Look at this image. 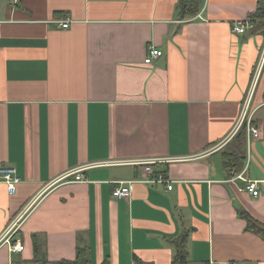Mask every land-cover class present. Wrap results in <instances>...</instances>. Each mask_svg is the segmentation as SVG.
Segmentation results:
<instances>
[{
  "label": "crops",
  "instance_id": "1",
  "mask_svg": "<svg viewBox=\"0 0 264 264\" xmlns=\"http://www.w3.org/2000/svg\"><path fill=\"white\" fill-rule=\"evenodd\" d=\"M179 1L0 0V165L20 178L14 195L0 183V238L36 200L23 252L0 246V264H31L33 235L46 264L77 246L90 264H171L184 231L189 264H264L238 216L264 225V35L231 30L258 0H201L192 20ZM244 109L261 132L244 164L257 197L224 165ZM150 161L171 190L142 182ZM78 168L84 183L60 179Z\"/></svg>",
  "mask_w": 264,
  "mask_h": 264
},
{
  "label": "built area",
  "instance_id": "2",
  "mask_svg": "<svg viewBox=\"0 0 264 264\" xmlns=\"http://www.w3.org/2000/svg\"><path fill=\"white\" fill-rule=\"evenodd\" d=\"M10 1L14 5H17L20 3V0H10ZM198 18H200V16H198ZM57 23H58V26L63 29H66L69 27L68 21H62V22H57ZM252 27L253 26L249 24L247 21L235 22L232 24L231 30H232V33L234 34H245L246 31L248 29H252ZM147 51H148V56L151 58H158L162 56V52L152 46L149 47ZM245 112L246 110L244 109V113L242 114V117H240V121L238 125L236 126V131L234 132V134H232L222 144L225 145L231 139H233L235 135L237 134V132L241 129V126L243 124H245L246 146H247L248 151L250 149L251 143L261 138L260 129L257 126L253 125L251 117L250 116L247 117ZM156 162L157 161L140 163L141 165L145 167L144 170L149 177L142 182L166 184L168 190H171L172 182L168 181L164 176H161V175L153 176L151 165L155 164ZM84 169L85 168H78V169L72 170L68 172L67 174H65L60 179H66V178L74 176L72 180H69V182L84 183L86 180L83 177V175H81V172L84 171ZM246 169L247 167H244L239 172H231V177L227 181V183L234 182L237 180L242 181L245 183V186L239 190L242 192L248 193L252 197H257L259 195L258 181L248 180L247 178H245ZM0 183L6 186L7 193L9 195H14L16 193V187L20 183V178L17 175L16 169L9 165H5V164L0 165ZM133 183L134 181L116 182L115 184L117 185V187L112 191V194H111L112 198L115 200L122 199V198L123 199L129 198L131 194L130 193L131 185ZM35 202L36 200H33L28 205L23 207V209L17 215L15 220L8 225V228L5 230L4 235L0 238V246H6L10 253H21L24 250V245L20 242V240H14L13 238L16 235L22 220H24V218L29 214Z\"/></svg>",
  "mask_w": 264,
  "mask_h": 264
},
{
  "label": "trees",
  "instance_id": "3",
  "mask_svg": "<svg viewBox=\"0 0 264 264\" xmlns=\"http://www.w3.org/2000/svg\"><path fill=\"white\" fill-rule=\"evenodd\" d=\"M202 9L201 0H180L178 6V15L182 20H192ZM246 21L251 24L252 30L257 33L261 32L264 35V0H258V6L255 12L247 16ZM257 30V31H255ZM234 144L230 149V152L224 154V165L225 168L232 172H239L244 167L246 161V135H245V124L235 135ZM232 142V143H233ZM238 216L243 219L246 223L245 231L251 233L262 241H264V225L254 220L245 211L239 210ZM189 232L184 231L178 237L172 239L170 242L174 247L175 255L172 259L171 264H189L188 254L186 250V243L188 240ZM37 236H32V244L34 248V258L31 264H46L45 258L38 257L39 243ZM52 264H90L89 250L85 247H76L75 258L72 261L62 260ZM102 264H109L108 260H104Z\"/></svg>",
  "mask_w": 264,
  "mask_h": 264
}]
</instances>
